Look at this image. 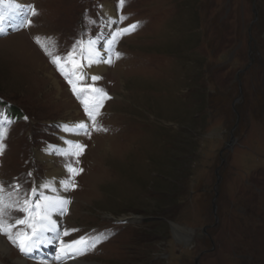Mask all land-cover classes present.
I'll list each match as a JSON object with an SVG mask.
<instances>
[{
	"label": "rangeland",
	"instance_id": "obj_1",
	"mask_svg": "<svg viewBox=\"0 0 264 264\" xmlns=\"http://www.w3.org/2000/svg\"><path fill=\"white\" fill-rule=\"evenodd\" d=\"M23 3L37 13L31 25L17 29L5 6L0 34V185L14 205L5 221L32 222L16 208L45 204L49 173L63 170L60 240L97 238L76 255L87 264H264V0ZM35 37L51 38L61 57L75 46L82 68L61 65L97 104L95 122ZM89 41L112 60L98 80ZM71 118L88 134L71 139L62 123ZM49 151L52 167L41 157ZM171 224L183 228L177 237ZM0 237L11 248L0 260L16 264L25 254ZM60 240L42 238L37 260L51 261Z\"/></svg>",
	"mask_w": 264,
	"mask_h": 264
},
{
	"label": "snow or ice",
	"instance_id": "obj_2",
	"mask_svg": "<svg viewBox=\"0 0 264 264\" xmlns=\"http://www.w3.org/2000/svg\"><path fill=\"white\" fill-rule=\"evenodd\" d=\"M125 3V0H120V5L123 6ZM7 7L8 15L11 16V18H16L17 16H20V22L17 26V29L23 28L26 25H31L32 21L28 19L29 15L35 16L37 13L31 5H25L23 3L17 2V0H0V34H6L5 28L3 26V22L5 19V12L3 11L4 7ZM136 25H131L130 29L135 30ZM124 33H127L129 29H123L121 30ZM121 33L118 32L116 35H120ZM35 42L40 46V48L44 51L45 55L49 56L51 59V62L56 65L57 70L61 72V75L65 77L66 80H68L69 84L73 85L72 90L73 93L76 94L77 99L80 100V102L84 105V110L87 116L90 120L95 122L96 115L98 114L96 112L97 104L93 103L91 107H89L88 102L83 99L77 90L75 84H73L72 79L69 77L68 73L65 71L64 67L61 65V61L70 62L72 63L76 68H82V65H79L76 63V61L71 60V56L75 52V46L73 47V51L69 53L67 57H61L59 55H54L52 49L49 47V44L46 41H50L51 38L45 37L44 40H42L40 37H35ZM78 44L82 45V42L78 41ZM89 46L86 49V58L88 59L89 65L92 63L97 62H105V63H112L111 59H108L106 61H102L98 59V52L93 47L95 44V41H89ZM82 55L84 52L81 53ZM117 58H119L120 53L115 54ZM73 75H77L76 72H73ZM77 78H82V76H77ZM93 80L100 79L99 76L92 77ZM96 92L102 93L104 96H107L106 93H103L100 89H94ZM27 119V117H25ZM88 125L81 121L77 124H75L71 129L67 126L65 127L66 131H72V130H79L84 132L85 134H88L87 132ZM96 130H106L102 129L99 125L96 126ZM3 137V129L0 128V139ZM71 144V147L73 149H79L83 150L85 147L84 145H81L79 143L72 144V142H68ZM4 145L0 144V154L3 152ZM69 153H64V155H68ZM72 154H78L73 152ZM69 171L74 172L75 174H78L75 169L71 167V165H68ZM79 171H83L80 169ZM67 186V185H66ZM74 186V185H73ZM35 192V189L33 190ZM46 201H48V198H44ZM18 203V202H17ZM24 207H17L16 210L20 212H25L30 214L32 222H29L27 218L25 219H19L14 218L12 223H8L4 219V210L9 207H13V204L5 203L4 198V188L2 185H0V234L7 235L8 239L19 248V250L24 253L25 255H28L29 253L33 252L35 248L38 247L39 243L41 242L42 238L43 240H46L48 243H52L53 239L60 240L59 231L56 225V222L54 220H51L50 213L51 211H55L58 209H63V207L69 203L67 200H58V201H49L48 203H45L43 205L36 204L34 207H29V201L25 200ZM42 213V215H41ZM17 224H28V227L32 229L31 235L26 233L17 232L15 236L12 233V229ZM71 231H77L76 229H72ZM45 232H51L54 233L55 236L52 238L45 237ZM64 236L70 235V232L68 230H65L63 233ZM99 242L97 238H89V237H80L77 240H73L69 243H65L62 240H60V243L62 245L61 251L64 255H68L69 253L73 255H84L87 251L94 249L96 247V244ZM79 246V247H77ZM59 258V257H58Z\"/></svg>",
	"mask_w": 264,
	"mask_h": 264
},
{
	"label": "bare ground",
	"instance_id": "obj_3",
	"mask_svg": "<svg viewBox=\"0 0 264 264\" xmlns=\"http://www.w3.org/2000/svg\"><path fill=\"white\" fill-rule=\"evenodd\" d=\"M25 0H17V2L23 3ZM25 4V3H23ZM98 52V59L103 61V55L105 50L101 49V50H96ZM93 65V74L95 76L98 75V73L100 71H103L105 69V67L107 66L105 62H97V63H92ZM81 71V70H80ZM83 72L81 71L80 74H82ZM83 122H85L87 124L86 120H81ZM79 121V122H81ZM65 126H70V129L77 124L74 119H70L68 121H66L65 123L62 122ZM72 125V126H71ZM69 133V137H71V139H75L77 137L80 136V131L79 130H72V131H68ZM65 145V144H62ZM51 151V149H50ZM45 152L44 154H41L42 160L44 161V163L46 165H49V167L53 166V162H54V157L51 154V152ZM58 171V170H54L51 171L49 173V178H48V183L47 185H49L51 188L48 189V192L46 191L45 196L48 198V201H45V203H48L49 201H58V200H67L65 199V194H66V190H65V183L63 182V175L64 172ZM67 206V204L63 207V209ZM60 211L61 209L55 210V211H51L50 213V217L51 220H54L56 222V225L58 226L59 223L61 222V217H60ZM44 236L46 237L47 234H44ZM56 254L52 255V260L50 261L48 259V261L45 260H41V258H39V260H37V253H40L41 256H43V254L45 255L46 253L43 252L42 249H40L39 247L35 248L33 252L29 253L28 255H24V257H18L17 260L15 261L16 264H87V262H85V260L76 257V255H73L71 253H69L68 255H64L63 252L61 251L62 245H58L56 247ZM11 248L8 245V243L0 237V254L2 256H4L5 254L10 253ZM42 252V253H41ZM35 253V254H34ZM59 257V258H58ZM3 261L0 260V264H4L2 263Z\"/></svg>",
	"mask_w": 264,
	"mask_h": 264
},
{
	"label": "water",
	"instance_id": "obj_4",
	"mask_svg": "<svg viewBox=\"0 0 264 264\" xmlns=\"http://www.w3.org/2000/svg\"><path fill=\"white\" fill-rule=\"evenodd\" d=\"M235 142V138H234V136L232 137V141H231V144L232 143H234ZM219 179H220V177H219ZM214 210H216V205L214 204ZM130 221H132V220H140L139 218L138 219H129ZM172 225V228H173V231H174V234H175V236H176V234L178 233V228H181V227H178L176 224H171ZM181 230H183V228H181ZM194 230H191V229H189V230H187V232L188 233H192ZM178 235V234H177ZM177 237V236H176ZM200 259H201V257H199L198 259H197V261H196V263L197 264H199V262H200Z\"/></svg>",
	"mask_w": 264,
	"mask_h": 264
}]
</instances>
